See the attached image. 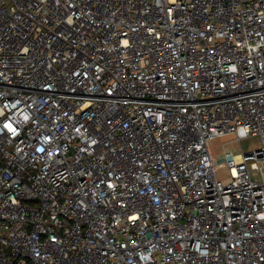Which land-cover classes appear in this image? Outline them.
<instances>
[{"label":"built area","instance_id":"obj_1","mask_svg":"<svg viewBox=\"0 0 264 264\" xmlns=\"http://www.w3.org/2000/svg\"><path fill=\"white\" fill-rule=\"evenodd\" d=\"M0 264H264V0H0Z\"/></svg>","mask_w":264,"mask_h":264},{"label":"rangeland","instance_id":"obj_2","mask_svg":"<svg viewBox=\"0 0 264 264\" xmlns=\"http://www.w3.org/2000/svg\"><path fill=\"white\" fill-rule=\"evenodd\" d=\"M259 144H260L259 138L254 137V136L248 137L241 142V145L245 151L254 149L257 146H259ZM211 145H212L213 153L215 156H218L220 154V150L224 145H228L229 147L234 146L233 143L229 142L226 139H220L218 141H213ZM221 174L224 175L223 172H221Z\"/></svg>","mask_w":264,"mask_h":264}]
</instances>
